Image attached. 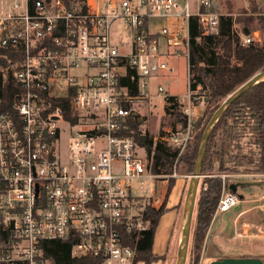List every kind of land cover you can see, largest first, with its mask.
I'll return each mask as SVG.
<instances>
[{"label": "built area", "instance_id": "1", "mask_svg": "<svg viewBox=\"0 0 264 264\" xmlns=\"http://www.w3.org/2000/svg\"><path fill=\"white\" fill-rule=\"evenodd\" d=\"M214 7V0H197L196 12L188 0H0V50L17 59L7 69L17 92L0 112V264H43L39 243L68 239L73 257L145 264L126 238L147 230L141 201L149 198L132 189L164 176L150 172L146 150L140 157L121 131L148 100L146 80L174 73L165 58L184 55L189 82V20L197 17L202 35H217ZM127 76L136 78V93L122 83ZM156 96L166 104L172 95L158 86ZM176 99L185 124L159 138L176 151L175 164L203 102L200 87ZM216 176L211 223L241 202L228 190L232 175Z\"/></svg>", "mask_w": 264, "mask_h": 264}, {"label": "trees", "instance_id": "2", "mask_svg": "<svg viewBox=\"0 0 264 264\" xmlns=\"http://www.w3.org/2000/svg\"><path fill=\"white\" fill-rule=\"evenodd\" d=\"M216 11V7H214ZM217 35H202L197 17L189 20V82L191 90L201 89L202 101L217 106L227 95L246 82L255 73L264 70V15L254 11L245 17L221 15ZM239 28H235L238 26ZM257 30L261 35L260 42L242 43V36H250ZM17 59L9 51L0 50V112L8 111L17 88L12 79L9 85L7 69ZM131 74V72H130ZM136 93V78L130 82V76L122 79ZM175 96L167 99L165 111L181 126L185 117L180 113ZM212 112L205 114L207 119ZM142 118L132 114L127 118L126 129L121 135L133 137L136 144L145 149L150 161V172L154 175L169 176L178 164H182L185 173L191 175L203 131V117L194 123V137L185 152L176 161L177 153L160 139L154 141V136L141 130ZM243 127V128H242ZM240 128L243 133L248 131L251 139L249 145L255 150L256 158L251 160L252 167L246 169L248 174H264V82L248 89L235 100L216 123L212 130L205 155L201 165V175H215L201 180L197 201L193 246L198 251L209 231L211 218L217 206L221 193L219 174L238 173L235 167L228 168L225 160V149L228 142L237 139ZM218 133L224 137V142L216 148ZM166 180L162 200L156 205L151 204V198L144 204L142 211L148 228L140 234L127 235L126 243L136 251V260L145 264L164 261V255H156L152 251L153 239L160 217L167 211L166 203L175 184L172 177ZM205 187V188H204ZM156 193V192H155ZM157 193L158 189H157ZM72 240L41 241L38 245L39 259L43 264H101L97 257L87 255L73 257L71 255ZM24 264V263H18Z\"/></svg>", "mask_w": 264, "mask_h": 264}, {"label": "rangeland", "instance_id": "3", "mask_svg": "<svg viewBox=\"0 0 264 264\" xmlns=\"http://www.w3.org/2000/svg\"><path fill=\"white\" fill-rule=\"evenodd\" d=\"M191 6V10L196 12V4L197 0H188ZM216 12L220 15H231L234 18L236 16L245 17L250 15L254 9L261 15H264V0H214ZM235 28H239L235 26ZM122 32L120 31L119 35ZM255 42H260L261 35L259 31L255 30L253 34L250 35ZM167 64L174 69V73L164 72L158 76H154L152 78L147 79L148 83V100H145L141 103H138L137 113L143 119L141 123V130L143 132H147L154 136V141H158L159 138H166L170 135V132H173L174 128H177L180 123L175 122L173 117L170 116L165 111L166 104L160 101V98L156 96V88L161 86L168 95L181 97L186 94L188 88V70H187V61L184 55L180 56H170L169 58H165ZM220 103H218L219 105ZM217 105V106H218ZM217 106H213L211 104H207L201 102L196 105V113L198 118L203 117V127L206 125L208 119L205 114L208 112H213ZM243 128V127H242ZM240 128L239 137L234 139L228 144H225L227 147L225 149V160L226 166L228 168H237L239 170L238 173H230L232 181L238 180H247V181H255L253 177H250L252 174L245 173L246 169L252 167L251 160L256 158L255 150L251 145H249V141L251 136L246 130L243 133V129ZM194 137V135H193ZM193 140V139H192ZM224 142V137L221 133H218L216 138V148H219L221 143ZM137 154L144 158L145 150L139 146L136 147ZM176 174H186L184 167L182 164H178L176 168ZM246 175V176H245ZM249 175V176H247ZM189 174H186V178L184 179V190L182 196V202L184 201V196L186 192V188L189 182ZM241 176V177H240ZM201 177L198 184V191L195 200V207L193 213V219L190 229V239L188 244V250L186 254V262L185 264H210L212 261L227 258L228 255H243L244 257H255L260 254H264V235L262 238L259 237H239V229L238 223L233 224V217L236 215L238 211H240L244 207V202L241 200V204L233 207L229 211L225 213H220L217 218L214 220L213 225L211 226V231H209L207 239L205 238L202 242L200 249L197 251L193 246V238H194V230H195V218L197 211V201L198 195L201 187ZM162 178L155 179L153 185H150L148 180H143L139 182L136 186L133 187L132 193L135 197H143V198H151L152 200H158L160 202L162 200V193L165 192L166 183H162ZM231 182V181H230ZM263 181L259 182L262 184ZM264 183V182H263ZM164 185V186H163ZM260 186V185H259ZM157 189L158 192L157 193ZM156 192V193H155ZM264 193V188L261 190ZM245 199L248 196L245 195ZM144 204L150 202L148 199L143 200ZM172 217L171 211H169L166 215H164L159 223V227L156 232V243L155 249L159 250L164 245V241L166 240V233L169 232L170 219ZM176 222L173 227L177 226L178 217L175 219ZM212 220V218H211ZM206 234V235H207ZM222 235V236H221ZM212 239L217 240L221 236L220 249L212 245L210 242V237ZM224 244V245H223ZM211 245V246H210ZM171 252L175 251L174 257L169 258L163 264H175L176 259V249L175 247H171ZM174 248V249H173ZM247 255V256H246ZM249 255V256H248ZM255 255V256H254ZM232 258H240V257H232ZM161 264V263H159Z\"/></svg>", "mask_w": 264, "mask_h": 264}, {"label": "water", "instance_id": "4", "mask_svg": "<svg viewBox=\"0 0 264 264\" xmlns=\"http://www.w3.org/2000/svg\"><path fill=\"white\" fill-rule=\"evenodd\" d=\"M9 80L11 79V71H8ZM264 82V70L255 73L246 82L241 84L233 92L227 95L220 104L214 109L206 125L203 128L197 158L195 160L192 174L189 176L188 186L186 188L183 208L180 222V234L179 243L176 252L175 264H185L186 254L188 250V244L190 239V229L193 219L195 200L198 191V184L201 178V165L205 155L208 138L214 129L216 123L221 116L226 112L230 105L237 100L248 89L256 86L257 84ZM259 182L255 181H231L228 184L229 192L236 194L240 200L244 199V196L239 193V190L246 187L258 186ZM211 246V245H210ZM210 264H264V258L259 257H240V258H222L212 261Z\"/></svg>", "mask_w": 264, "mask_h": 264}, {"label": "crops", "instance_id": "5", "mask_svg": "<svg viewBox=\"0 0 264 264\" xmlns=\"http://www.w3.org/2000/svg\"><path fill=\"white\" fill-rule=\"evenodd\" d=\"M257 175H260V174H252L253 178L255 179V182H261V181L264 182V178L258 177ZM161 178H165V177H161ZM173 178L175 179V184L167 199V203H166L167 211L159 219L157 228L155 230L153 246H152L153 253L159 256L164 255L165 259L164 261H159L154 264H159V263L163 264L169 258L174 257L175 251L171 252L172 250L171 247L172 246L175 247L176 252L178 248L179 234H180V222H181V214H182V208H183L182 196H183V190H184V179L186 178V174H176V176ZM161 181L163 184L166 183L165 179H162ZM238 181H247V180H243L242 178V180H238ZM263 182L262 184H260V186L259 185L251 186V187H246V188H242L239 190V193L244 196L243 202L245 205L240 211L236 213L232 221L234 225L236 223H238L239 225L238 226L239 237L241 235L244 238L251 237V236L255 238L256 237L262 238V236L264 235V203L262 201V197L264 193L261 192V190L264 188ZM163 195L164 194H162V196ZM245 195L248 196L247 199H245L246 198ZM169 211H171V214H172V217L170 219L169 232L166 233L167 235H166V240L164 241V245L161 247V249L156 250L155 249L156 232L159 227L161 218L164 215H166ZM175 216L176 218L178 217V221H177V226L173 227L176 222V220H174ZM213 222L210 225L209 231H211V226L213 225ZM221 236L217 238V240H215L216 237L212 239V237L209 236L210 242L212 243V245H214L215 247L217 246L219 250H221L220 247H222L220 246V244H222V241L220 242ZM228 256L229 257H244L243 255H228ZM255 257L264 258V254H260Z\"/></svg>", "mask_w": 264, "mask_h": 264}]
</instances>
